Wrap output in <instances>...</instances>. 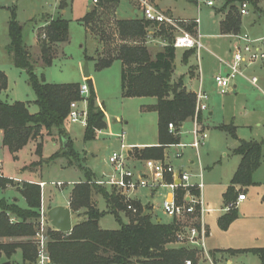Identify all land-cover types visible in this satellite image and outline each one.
<instances>
[{
  "label": "trees",
  "instance_id": "1",
  "mask_svg": "<svg viewBox=\"0 0 264 264\" xmlns=\"http://www.w3.org/2000/svg\"><path fill=\"white\" fill-rule=\"evenodd\" d=\"M94 1V0H93ZM121 0H97L95 6L80 20L88 31L95 37L97 30L100 44L107 54L97 51L96 70L103 71L110 68L115 61L122 64L121 94L123 98H155L153 106L142 107L145 112H155L158 115V145L135 149V156L140 159L163 160L165 147L179 144L178 132L184 123L195 117L196 94L189 91L184 82V76L174 78L176 70L177 49L174 48V35L170 27L152 24L143 17L137 19H117L115 21V35L105 37V30L100 31L103 19L100 10L115 7ZM244 2L257 7L256 0H226L225 19L221 23V34L231 35L242 33V16L239 5ZM68 7L67 0H61L60 9ZM10 11L8 34L10 42L5 50L10 55L15 67L26 71L35 96V105L39 111L30 113L25 102L8 103L0 101V138L14 160L18 154L32 141L37 144L36 153L42 158L43 138L45 133L56 131L58 137L67 143L61 152L57 151L49 160L67 158L69 166L78 165L85 173L86 180L75 184L71 192L70 208L72 213L81 219L73 224V230L64 234L52 227L47 228V254L49 264H132L136 259L140 264H185L192 261L199 264L200 250L188 244L176 246L178 235L186 231V225L172 220L170 223L154 222L150 214L146 213L139 202H133L138 213L127 210V203L113 188L100 186L94 181L95 174L81 164L80 154L74 148L69 136L70 105L74 101H81L80 83L50 84L37 75V59L33 58L23 35V26L18 20L17 7ZM46 25L40 29L37 37L38 55L45 67H51L55 59L57 45L69 41L70 23L62 16L53 18L44 16ZM188 30L196 34L197 25L190 20ZM154 31V38L164 42L163 47L152 53L146 44L149 31ZM46 35V38H43ZM105 38V40H104ZM113 41L111 47L109 41ZM196 50L183 53L182 62L189 65L196 56ZM93 59L86 56V61ZM195 67H190V71ZM90 89L88 97V124L84 132L86 142L94 141L97 134L107 128L106 110L103 105H97V95L91 78L86 79ZM8 89V77L0 71V93ZM203 122V113L198 116ZM169 124L176 127V134L169 132ZM219 130L227 132L239 145L234 149V155L240 157L239 166L234 173L231 184L223 195L225 206L236 203L238 196L244 190L254 186V174L261 167L264 152V140L247 141L238 136L235 122L222 124ZM13 180L0 177V187L6 188ZM21 196L27 208L23 209L16 202L0 201V259L12 261L20 252L21 262L11 264H35L37 260V246L34 242L39 229L40 209L42 205V189L37 183L23 181L17 183ZM239 187V189H237ZM198 193V192H196ZM183 192H179L181 200ZM101 196L107 205L106 211H101L94 197ZM80 212H82L80 214ZM129 215V222L124 224L121 214ZM107 214L115 216L120 223L118 230H104L100 221ZM239 218L237 207L222 214L217 225L221 231H227L231 224ZM13 220V221H12ZM220 254L231 256L253 254L264 264V247L244 250H228ZM215 258V255H214Z\"/></svg>",
  "mask_w": 264,
  "mask_h": 264
},
{
  "label": "rangeland",
  "instance_id": "2",
  "mask_svg": "<svg viewBox=\"0 0 264 264\" xmlns=\"http://www.w3.org/2000/svg\"><path fill=\"white\" fill-rule=\"evenodd\" d=\"M209 1L213 3L212 6L207 5ZM256 1L257 7L249 3L248 15L241 17L243 23L242 32L249 34L253 38L257 36L264 37V0ZM151 2L154 4V0H151ZM60 3L61 0H0V71H3L8 77V89L0 93V101L10 104L17 101L25 102L28 104L31 113L39 111L38 106L35 105L36 96L29 85L28 74L26 71L14 66L10 55L5 50V47L10 42L8 34L10 11L8 8L13 9L16 6L18 20L23 26L25 43L30 48L33 58L39 62L36 70L39 79L43 78L50 84H83L85 80L81 76H85L84 69L85 65L88 64L90 78L94 82L98 101L108 112L109 120L115 128L116 133L124 132L126 134V141H128V136L135 138L139 136L142 140L149 142L157 141V121L155 119L151 121V116H154L151 115V112L142 110V107L155 103V99L139 98L128 101L127 98L122 97V66L120 62L116 61L112 67L98 71L95 68V61H86V56L97 57L99 59L101 54L97 55V51L99 49L103 50V45L100 44V38L97 36V30L92 31L96 35L94 37L80 23V20L95 6L94 2L92 0H67L68 7L64 10L65 13L60 10ZM156 3L160 9L171 11L175 18L200 19L199 34L204 47L191 59L189 65H185L182 62V56L185 51L181 49L177 50L174 78L184 76V82L187 83L189 89H196L200 83V78L203 81L207 80V84L210 86V98L213 97V105L215 107L214 116L211 117L210 128L207 131L209 138L206 140L205 145H202L199 158L193 157L195 161H198V165L196 162L191 170L188 169L185 155L187 153L193 156V151L191 152L189 149L184 150L185 154L182 159L173 157L178 150L177 148H170L168 152L171 153L170 157L172 158L169 161L177 170L184 169V171L190 174H197L199 172L198 167L201 165L204 184L202 190L203 200L206 205L209 204L213 207L221 208L222 194L230 185L240 162V157L234 155V149L239 143L227 132L219 131L214 126L223 123L229 124L235 117V124L238 126V136L240 139L263 140L264 97L258 90L252 88L247 83H242L241 80L237 81L239 84L241 83L237 90V95H221L216 88L213 76L219 69L218 57L224 58L234 44L233 39H226L221 34V23L226 16V12L223 10L226 0H156ZM100 13L103 24H100L99 30H105V37L111 36L112 38V34H116L115 21L117 19H137L143 17L140 11V4L137 0H121L114 8L107 7L100 10ZM46 15L53 18L62 16L70 23L69 41L56 46L55 59L51 67L43 66L39 58L40 55H38V49L36 48L38 33L46 25L45 18H43ZM153 34L154 31L151 29L146 44L150 51L155 53L163 47L164 42L158 38H154ZM107 41H109V46L111 47L113 41L108 39ZM106 46L105 43L106 50H103L105 54H107L108 49ZM197 60L201 64L202 72L197 71L196 80L192 82L189 74L193 76L195 73L194 70L190 71V67L197 66ZM251 71H254L252 73L258 76L260 80L259 86L264 90V69L261 70L256 66ZM118 116L123 121L120 120L119 123H115V119ZM126 117L132 119V129L129 128L130 130L125 125ZM258 124H260L259 127ZM142 127H144V130H142ZM67 128L71 132L75 149L80 153L81 164L86 168L92 169L97 174V178L102 176V172L110 173L112 169L109 164V158L114 151L119 150V143L116 141L117 145L115 144L111 147V140L103 134L99 135L95 141L86 142L84 140V127L67 124ZM193 128L192 121H188L182 127L183 144L193 142L194 138L189 134ZM138 129H141V131H138ZM187 130L188 133L186 134ZM186 139H190V141H186ZM34 142V144H29L20 152L17 160H14L10 153L0 149V161L3 173L5 176L11 178L23 177V174H21L22 168L29 164L23 171L33 174L40 172L38 176L33 177L37 181H43L47 184L46 188L43 189V203L45 207L48 210L59 206L64 207L71 195L70 193L73 188L71 184L84 181L86 179L85 173L78 165L69 166L67 158L62 157L55 161L49 160L53 154L57 151L61 152L62 147L65 146V141L58 137L56 131L51 132V134L45 133L42 158L37 156L38 161L31 163L34 157V150H37L36 145L39 141ZM254 181L256 185L244 188L243 190L248 199L246 204L242 206L244 211L241 212L240 207L239 213L240 216H243L241 217L242 222L250 220L258 221L259 219L258 222L261 224V232L264 236V164L256 171ZM13 182L12 184H7V191H3L0 188V200L7 198L8 200H5L10 204L16 198L19 200V204L24 207L26 203L21 195L16 192L17 189L14 188L16 191L10 190L18 183L16 180H13ZM58 182L62 183L63 186L52 185V183ZM191 182L193 184L198 183L199 179L192 178ZM147 194V191L143 192V201L149 202L150 200L157 208V216H153V221L158 222V218L160 219L159 222L162 223L169 221L171 218L166 216L162 210V204L167 196V191L161 190L154 197V200L147 197ZM94 201L101 211L107 210L106 202L101 196L96 195ZM216 215L220 216L222 213L219 212ZM121 219L124 224H127L129 222V215L122 213ZM79 220L81 219L78 218V214L73 213L72 223L76 224ZM207 221L211 224L210 220ZM99 224L104 230H118L121 228L120 223L112 214H107L101 219ZM49 226V223L46 221V229ZM214 230L212 234L216 233ZM212 237H214V240H217V237ZM218 237L222 243L223 237L219 235ZM251 238L252 234L244 235L240 243H247ZM216 242L212 243L211 240H208L207 248L209 251L218 245ZM180 245H185V243L179 242L176 246ZM261 245H264V241ZM16 258L20 259L19 254L12 260L20 262ZM226 259L222 257V261H226ZM232 259L234 264H261L259 257L253 254H241ZM0 264L3 263L0 262ZM132 264L140 263L134 259ZM200 264H205L204 260H201Z\"/></svg>",
  "mask_w": 264,
  "mask_h": 264
},
{
  "label": "built area",
  "instance_id": "3",
  "mask_svg": "<svg viewBox=\"0 0 264 264\" xmlns=\"http://www.w3.org/2000/svg\"><path fill=\"white\" fill-rule=\"evenodd\" d=\"M140 4V10L143 18L157 25H165L171 28L174 35V48L181 50H196L197 53L204 47L199 34L200 19L197 18L194 22L197 25L196 34L188 30L190 20L178 19L168 12L158 9L151 0H137ZM95 4L97 0L93 1ZM207 5L212 6L209 1ZM249 3L244 2L239 5L240 15H248ZM234 40L232 53L229 58H218L219 63L226 69V73H218L214 77V81L218 91L225 95L233 90L234 84L238 80H245L253 86L259 88V79L256 76H250L247 73L248 68L264 62V37L253 38L247 33L228 35ZM46 38V35H43ZM196 94V111L193 120L194 128L192 130L193 142L190 144H175L169 147L180 149L175 154L177 159L183 157L182 151L191 147L196 150L197 156L208 139V134L201 128V123L198 116L201 113H207L209 110V95L202 89V85ZM264 94V92H263ZM90 89L87 83L80 86L81 101H74L70 105L69 122L72 125L87 126L88 122V97ZM169 131L176 134V127L169 124ZM120 140L119 150L112 153L109 158V164L112 171L109 174H104L102 180L94 181L93 183L100 186H108L113 188L127 203V210L133 214H137L138 210L133 205V196L142 190L156 191L167 189L170 194L165 197L162 210L163 213L182 224H188L186 231L178 235V241L194 247H197L202 254L206 264H216L207 248V237L209 231L205 222L207 215L213 213V209L207 207L202 196L203 173L200 168L198 175H192L182 169H176L170 162L166 160L147 159L142 161V169L137 171L131 167V160L134 158L135 149H140L135 144H130L126 141V134L123 132L118 136ZM197 177L198 183H192V178ZM46 183H40L41 189L46 187ZM55 186H63L62 183H52ZM184 194L181 200L178 199L179 192ZM198 192V193H196ZM246 195L241 194L236 203H232L225 209L227 212L231 208L237 207L238 203L245 200ZM13 221V220H12ZM47 211L44 205L40 209V226L35 236L34 242L37 246V260L35 264H49L47 254ZM48 222V221H47ZM185 264H193L192 261H186Z\"/></svg>",
  "mask_w": 264,
  "mask_h": 264
},
{
  "label": "crops",
  "instance_id": "4",
  "mask_svg": "<svg viewBox=\"0 0 264 264\" xmlns=\"http://www.w3.org/2000/svg\"><path fill=\"white\" fill-rule=\"evenodd\" d=\"M93 1V0H92ZM95 4V3H94ZM154 4L156 5V7L158 8V9H160L159 8V6H158V4L156 3V0H154ZM68 5V4H67ZM94 7V6H93ZM92 7V8H93ZM91 8V9H92ZM90 9V10H91ZM61 10V9H60ZM89 10V11H90ZM160 10H162V9H160ZM63 12H64V10H62ZM141 11V10H140ZM162 11H164V10H162ZM165 12H168L169 14H171V15H173V13L171 12V11H165ZM65 13V12H64ZM174 16V15H173ZM175 17V16H174ZM178 18V17H177ZM178 19H182V18H178ZM189 20V19H188ZM192 20V19H191ZM43 28V27H42ZM223 37L224 38H226V39H228V38H230L228 35H223ZM255 38H258V36L257 37H255ZM230 39H232V38H230ZM38 46H37V43H36V48H37ZM233 47V46H232ZM232 47L230 48V50H229V52L225 55V57H224V59H226V58H229L230 56H231V53H232ZM38 49V48H37ZM99 49V48H98ZM99 51H101L100 49H99ZM185 51V50H184ZM90 58H92L93 60L92 61H96V59H97V57H95V58H93V57H90ZM218 58H221V57H218ZM116 62V61H115ZM114 62V63H115ZM118 62H120V61H118ZM197 66H195V70H194V73H195V75H191V74H189L190 75V79H191V81L192 82H194L195 80H196V77H197V71H200V72H202V67H201V64H200V62H199V60H197ZM113 63V64H114ZM121 63V62H120ZM218 63H219V60H218ZM113 66V65H112ZM111 66V67H112ZM121 66H122V64H121ZM256 66H258L261 70H263L264 69V62H261V63H258V64H256V65H254V66H252V67H250V68H248V70H247V73H248V75H250V76H256V77H258L256 74H253L254 73V71H251L254 67H256ZM122 70V69H121ZM200 72H199V74H200ZM226 73V69L224 68V67H222L221 66V64L219 63V69H218V71H216L215 72V74H214V76H213V78L215 77V75L216 74H218V73ZM253 72V73H252ZM82 77V79H84L85 80V82L84 83H87L86 82V78H85V76H81ZM259 79V78H258ZM92 80V79H91ZM200 83H199V85H198V87L196 88V89H189L188 88V86H187V83H185V86H186V88L189 90V91H192V92H194V93H196L198 90H199V88H200V86L202 85V89L209 95V98H210V86L207 84V80L205 81H203L202 80V78H200ZM242 81V83H247V84H249L252 88H255L256 90H258L260 93H261V95L264 97V94H263V92H264V90L259 86V88H257V87H255V86H253L251 83H249L248 81H245V80H241ZM92 82H93V80H92ZM215 82V81H214ZM259 82H260V80H259ZM244 84H242L243 85V87H245V85ZM216 85V84H215ZM241 85V83L239 84V82H236L235 84H234V86H233V90L231 91V92H229V93H227V94H225V95H237L238 93H237V90H238V88H239V86ZM93 86H94V89H95V92H96V88H95V85H94V82H93ZM217 88V87H216ZM218 90V89H217ZM219 92V91H218ZM220 93V92H219ZM221 94V93H220ZM96 95H97V93H96ZM222 95V94H221ZM128 99V101L129 100H132V99H139V98H127ZM143 99V98H142ZM152 100L153 99H155V98H151ZM157 103V100L155 99V103H151V104H149V105H146V106H153V105H155ZM101 103L98 101V98H97V105H100ZM214 103H213V97H211L210 99H209V110H208V112L207 113H203V116H204V120H203V122L201 123V128H202V130L205 132V133H207L208 134V129L210 128V121H211V117L212 116H214V105H213ZM145 107V106H144ZM29 111H30V108H29ZM31 113V112H30ZM32 114H35V113H32ZM151 115H154V116H151V121H153L154 119L157 121V128H158V115H157V113H155V112H151ZM154 117V118H153ZM120 120L121 121H123V119H121L119 116L117 117V119H115V123H119L120 122ZM194 120V119H193ZM193 120H191L192 121V123H193ZM132 119H129V117H126V121H125V125H126V128L128 129V130H130L129 128H131L132 129V127H131V125H132ZM188 122V121H187ZM186 122V123H187ZM233 122H235V117H234V119H233ZM106 123H107V128L105 129V130H103V131H100L98 134H97V138L96 139H98V136L99 135H106L107 137H109V139L111 140V143H110V146L111 147H113L115 144L117 145V142L120 144V140H119V138H118V136L121 134V133H116V131H115V128L111 125V121L109 120V114H108V112L106 111ZM186 123H184V124H186ZM184 124H183V126H184ZM223 124H226V123H223ZM72 125V124H71ZM142 125H144L143 123H142ZM141 125V126H142ZM222 124H216L214 127H215V129H217V130H219L218 129V127L219 126H221ZM182 126V127H183ZM193 126H194V124H193ZM260 126V124H258V127ZM83 127V126H82ZM182 127L180 128V130H179V132H178V136H179V138H180V143H182V141L184 140L183 139V135H182ZM238 127V126H237ZM85 128L86 127H84V132H85ZM144 127H142V130H144L143 129ZM122 131H123V129H122ZM138 131H141V129H138ZM219 131H221V130H219ZM170 132V131H169ZM68 133H69V136H70V138L72 139V136H71V132L68 130ZM186 134L188 133V130H187V132H185ZM190 135H192V130L190 131V133H189ZM157 135H158V133H157ZM192 137H193V135H192ZM208 138H209V136H208ZM95 139V140H96ZM43 140H44V138H43ZM94 140V141H95ZM192 140H193V138H192ZM263 140H264V138H263ZM263 140H261V141H263ZM72 141H73V139H72ZM117 141V142H116ZM186 141H190V139H186ZM247 141H251V140H247ZM257 141V140H256ZM40 142V141H39ZM38 142V143H39ZM128 143H130V144H135V145H137V146H139L140 148H145V147H154V146H159L158 145V138H157V141H154V142H149V141H144V140H142L141 138H139V136H137L136 138L135 137H132V136H128V141H127ZM35 142L34 141H32L31 143H29V144H34ZM65 143V146L64 147H66L67 146V143L66 142H64ZM179 143V144H180ZM73 145H74V142H73ZM173 145H175V144H173ZM204 145H205V143H204ZM239 145V144H238ZM37 146V145H36ZM170 146V145H169ZM169 146H166L165 147V155H164V159L163 160H166V161H168V162H170L169 160H172V158L170 157V152H168V150L170 149V148H176V147H169ZM238 147V146H237ZM236 147V148H237ZM74 148H75V146H74ZM235 148V149H236ZM0 149L1 150H4V151H6V152H8L9 153V151H8V149L6 148V147H4L3 146V144H2V134H1V138H0ZM178 149V148H177ZM187 149H189L191 152L193 151V156H191L190 154H187L186 153V155H185V157H186V162H187V166H188V169L189 170H191V168H193V166L196 164V162H197V165H198V161H195V159H193V157H197L196 159H198L199 157L197 156V152H196V150L195 149H193V148H191V147H187V148H185L184 150H187ZM184 150L182 151V153H183V156H184ZM178 151H180V149H178L177 150V152ZM78 152V151H77ZM176 152V153H177ZM79 153V152H78ZM200 153V152H199ZM20 154V153H19ZM18 154V155H19ZM80 154V153H79ZM11 155V154H10ZM12 156V155H11ZM37 153H36V150H34V157H33V160L31 161V163H33V162H37L38 161V159H37ZM133 156H134V158L131 160V167H133L135 170H137V171H139V170H141L142 169V161L143 160H147V159H140V158H137L136 156H135V151H134V153H133ZM174 158H176L175 157V154H174V156H173ZM13 158V157H12ZM183 158V157H182ZM182 158H180V159H182ZM177 159V158H176ZM153 160H155V159H153ZM200 162V161H199ZM30 163V164H31ZM171 163V162H170ZM240 163V162H239ZM172 164V163H171ZM264 164V152H263V157H262V164H261V167H262V165ZM29 165V164H28ZM28 165H26V166H28ZM26 166H24L23 168H22V173L21 174H23V177H14V178H11V177H7V176H5L4 175V173H3V168H2V163H1V161H0V171H1V175H0V177H2V178H6V179H13V180H16L18 183H20V182H22V181H26V182H30V183H37V184H39L40 185V183H42L43 181H37L33 176H38V174L40 173H37V174H33V173H27V172H24L23 171V169L26 167ZM239 166V165H238ZM200 167H201V165H199V167H198V173L196 174V173H193L192 175H198L199 173H200ZM260 167V168H261ZM238 168V167H237ZM259 168V169H260ZM258 169V170H259ZM94 174H95V176H96V178H97V174L92 170V169H90ZM182 170H184V169H182ZM196 170H197V167H196ZM237 170V169H236ZM236 172V171H235ZM104 174H107V173H104V172H102V176L100 177V178H97V180H102L103 178H104ZM109 174V173H108ZM255 175V174H254ZM24 176H26V177H24ZM194 178H197V177H194ZM86 180V179H85ZM85 180L84 181H80V182H78V183H76V184H79V183H83V182H85ZM96 180V181H97ZM232 180V179H231ZM253 180H254V178H253ZM254 183H255V185H256V182L254 181ZM230 184H231V182H230ZM73 187H74V185L75 184H71ZM230 186V185H229ZM228 186V187H229ZM18 187H19V185H17V183H16V186H14L12 189H10V190H15V189H17V193H19L20 194V191H19V189H18ZM108 187V186H107ZM227 187V188H228ZM1 188V187H0ZM15 188V189H14ZM46 188V187H45ZM45 188H42V204L44 205V203H43V189H45ZM108 188H110V187H108ZM3 191H7L8 189H6V188H1ZM112 189V188H111ZM237 189H239V187H237ZM72 190H73V188H72ZM167 191V196L170 194V192L167 190V189H160V190H156V191H149V190H142V191H140V192H138L137 194H135L134 196H133V200H132V203L133 202H139L141 205H142V207L146 210L147 208H148V210H146V213H148V214H150L151 215V217H152V220H153V216L154 215H156L157 216V208L155 207V205L149 200V202H144L143 201V192H148V194H147V197H149L150 199H153L154 200V197L160 192V191ZM227 190V189H226ZM226 190L224 191V193L226 192ZM72 192V191H71ZM224 193L222 194V206H221V208H216V207H213L212 205H206L207 207H210L211 209H213L214 211H213V213H211V214H209V215H207L206 216V218H205V222H206V225H207V228H208V231H209V235H208V237H207V244H208V240H211L212 241V243H214V242H216V244H218V245H216L215 247H213V249L211 250V251H209L210 252V254H211V256L213 257V259L215 260V263L216 264H234L233 263V259L232 258H235V257H237V256H239V255H235V256H231V255H229V254H220V252H225V251H228V250H244V249H253V248H263L264 247V245H261L262 244V242L264 241V236L262 235V229H261V224L258 222L259 221V219H258V221L257 220H250V221H247V222H242L241 221V217H243V216H240V213H239V218L235 221V222H233L232 224H231V226L229 227V229L227 230V231H221L220 229H219V227H218V225H217V220H218V218L221 216H219V215H216V213H219V212H221L222 214H224L225 212H227L225 209L227 208V206H225L224 205V202H223V195H224ZM71 194V193H70ZM241 194H245V193H243V191L240 193V195ZM21 195V194H20ZM22 197V196H21ZM70 197H71V195H70ZM69 197V200L67 201V203H66V205H64V207H68V208H70V200H71V198ZM239 197V196H238ZM23 198V197H22ZM2 199H7V198H2ZM1 199V200H2ZM24 199V198H23ZM247 197H246V199L245 200H243V201H241V202H239L238 203V205H237V208H238V210L240 209V207H241V212H243L244 211V208L242 207V206H244L245 204H246V202H247ZM0 200V201H1ZM8 200V199H7ZM264 200V199H263ZM25 201V200H24ZM148 201V200H147ZM12 203H14V202H16L17 204H18V206L19 207H21V208H23V209H26L27 208V204H26V206H21L20 204H19V200L18 199H16V198H14V200H12L11 201ZM126 202V201H125ZM26 203V202H25ZM44 208L46 209V211H48V209H47V207H45V205H44ZM71 209V208H70ZM0 212H1V210H0ZM72 218H73V213H72ZM158 218V217H157ZM208 218V219H207ZM210 220L211 221V224L207 221V220ZM173 219L171 218L169 221H167V222H165V223H170L171 221H172ZM160 221V219L158 218V222ZM49 223V222H48ZM160 223H162V222H160ZM187 223L188 224H185V225H187V227L188 226H190L191 224H189L190 223V221H187ZM50 225V224H49ZM51 226V225H50ZM52 227V226H51ZM53 228V227H52ZM55 229V228H54ZM213 229H215L214 231L216 232L215 234H212V232H213ZM222 233V234H221ZM248 234H252V238H251V240H248L247 241V243H244V244H241L240 242L242 241V238H243V236L244 235H248ZM218 235L220 236V237H223V241H222V243L219 241V237H218ZM212 236H215V237H217V240H214V237H212ZM191 246V245H190ZM192 247H194V246H192ZM207 247H208V245H207ZM17 254H19V256H20V259H18V258H16V259H18L20 262H21V254H20V252H18ZM16 254V255H17ZM15 255V256H16ZM214 255H215V258H214ZM241 255V254H240ZM15 256L13 257V258H15ZM222 257L223 258H227L226 259V261H222ZM12 258V259H13ZM201 260H203V257H202V254H201V251H200V261H199V264L201 263ZM0 262H2L3 264L5 263V262H10V264H11V262H13V260L12 261H8V260H6V259H0ZM15 262V261H14ZM20 262H17V263H20ZM205 263V262H204ZM206 264V263H205Z\"/></svg>",
  "mask_w": 264,
  "mask_h": 264
},
{
  "label": "water",
  "instance_id": "5",
  "mask_svg": "<svg viewBox=\"0 0 264 264\" xmlns=\"http://www.w3.org/2000/svg\"><path fill=\"white\" fill-rule=\"evenodd\" d=\"M84 74L86 79L90 78L88 64L85 65ZM47 221L61 233L69 234L73 230L72 211L68 207L59 206L48 210ZM4 264H10V262Z\"/></svg>",
  "mask_w": 264,
  "mask_h": 264
}]
</instances>
